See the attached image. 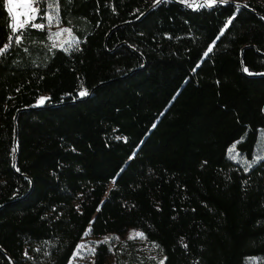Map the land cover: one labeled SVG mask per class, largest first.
Returning a JSON list of instances; mask_svg holds the SVG:
<instances>
[{
	"label": "trees",
	"instance_id": "1",
	"mask_svg": "<svg viewBox=\"0 0 264 264\" xmlns=\"http://www.w3.org/2000/svg\"><path fill=\"white\" fill-rule=\"evenodd\" d=\"M59 6L78 48L30 28L0 58V264H69L86 232L130 228L164 264H264V159L228 154L264 130V0Z\"/></svg>",
	"mask_w": 264,
	"mask_h": 264
},
{
	"label": "snow or ice",
	"instance_id": "2",
	"mask_svg": "<svg viewBox=\"0 0 264 264\" xmlns=\"http://www.w3.org/2000/svg\"><path fill=\"white\" fill-rule=\"evenodd\" d=\"M163 0H155V4L162 3ZM182 3H185L189 6H194L196 8H203V7H212L217 5V3L227 4L229 0H202V2L197 3L196 0H181ZM7 6V18L5 19L4 27L8 31V36L6 42L0 46V58H3L7 51L11 49L13 43L15 45H20L24 39L25 32L31 29H36L39 31H45L47 29V38L49 40H53L51 44V48H57L64 51H69L70 48H78L79 40L78 38L74 37L73 30L69 27H60L61 25V17H60V6L59 0H0V8ZM18 7H23L25 9L24 13H16V9ZM13 13H16L14 16ZM23 15L26 17L23 21L19 19V17ZM234 19V17H233ZM39 20V22H36ZM232 23V19H229L226 22L225 27ZM57 27L60 30L53 32L51 31L53 27ZM68 34V39H65L63 42L57 43L56 41L64 35ZM223 35V32L220 33ZM219 39V36L217 37ZM215 42H213L214 45ZM68 45V47H65ZM27 51V49H25ZM213 51V46H209L207 51L204 53L207 56L209 53ZM243 71L249 74V69L247 67L243 68ZM264 75V73H261ZM80 96H87V90H83L79 93ZM50 97H40L38 100V104L43 105L46 100H50ZM235 144L232 145L228 149V154L232 159L241 158V154L236 152ZM242 159V158H241ZM264 157L257 155L253 161L242 160L243 163L247 164L249 167L252 166L254 163H258ZM85 236L88 235V232L84 234ZM135 237H143L144 234L141 232H135ZM130 239L134 238L133 236L129 237ZM110 237H105L102 243H106L110 240ZM116 239H119L116 237ZM154 247H159V245L154 244ZM187 247V245H185ZM87 250L89 255H95V248H86V245L80 244L77 246L76 255H80L83 250ZM83 258V256H81ZM166 260V257H165ZM159 264H164V261H160Z\"/></svg>",
	"mask_w": 264,
	"mask_h": 264
},
{
	"label": "rangeland",
	"instance_id": "3",
	"mask_svg": "<svg viewBox=\"0 0 264 264\" xmlns=\"http://www.w3.org/2000/svg\"><path fill=\"white\" fill-rule=\"evenodd\" d=\"M25 9L23 7H18L16 9V13H24ZM16 13H13V15L15 16ZM19 19L21 21H23L24 19H26L25 16L21 15L19 17ZM60 27H68L66 25H60ZM60 29L57 27H53L51 31L56 32L59 31ZM68 34H64L62 35L58 41H56L57 43L63 42L65 39H68ZM51 44L53 43V40H50ZM47 93H42L40 97H46ZM38 98V100H39ZM38 100H37V104H38ZM264 130L259 132V137L257 140L256 145H258L257 147H255L254 151L251 153V156L249 157L248 155L244 154V153H240L236 148V152H239L241 154V158H237L235 160L240 161L242 164H244L245 166H248L247 164L243 163L242 160H247V161H253L257 155L264 157ZM262 133V136L260 138V134ZM233 144H231L229 146L232 147ZM228 148V149H229ZM135 232H140L138 229L135 228H130L128 229L126 232H124L123 234H113V233H106L103 235H99L97 237H94L92 235H87V236H83L82 239L79 241L78 245L80 244H84L86 245V248H95L96 249V243L99 241H104L105 237H110L111 239L109 240V250L110 253L108 254V258L106 260V264H119L118 261V255L121 258H125V253L130 251V247L129 245H133L134 249H135V259L136 261L139 260V262L141 264H159L160 261H162L164 259V254L163 252L160 254L159 250H157L156 247L153 246V244L148 240H146L143 237H135L134 233ZM133 236L134 238L131 239L132 242H130L128 239H130L129 237ZM116 237H118L119 239H116ZM77 245V246H78ZM76 246V249H77ZM76 249L72 255V257L70 258L69 264H92L93 262V258L94 255H89L87 250H83L81 252L80 255H76ZM81 256H83V258H81ZM253 259V261L255 260V256H249L248 259Z\"/></svg>",
	"mask_w": 264,
	"mask_h": 264
}]
</instances>
